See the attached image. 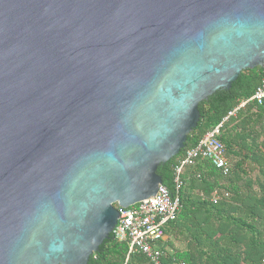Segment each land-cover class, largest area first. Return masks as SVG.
<instances>
[{
    "label": "water",
    "instance_id": "1",
    "mask_svg": "<svg viewBox=\"0 0 264 264\" xmlns=\"http://www.w3.org/2000/svg\"><path fill=\"white\" fill-rule=\"evenodd\" d=\"M257 66L264 0H0V264H88Z\"/></svg>",
    "mask_w": 264,
    "mask_h": 264
},
{
    "label": "trees",
    "instance_id": "2",
    "mask_svg": "<svg viewBox=\"0 0 264 264\" xmlns=\"http://www.w3.org/2000/svg\"><path fill=\"white\" fill-rule=\"evenodd\" d=\"M264 80V66L240 72L228 89H220L198 104L200 120L185 146L157 166L162 185L173 190L174 165L220 124L218 139L225 148L229 173L223 175L204 158L182 172L179 208L158 246V264H264V106L248 101L233 116L229 111L247 100ZM214 190L227 193L211 201ZM127 256V245L112 235L102 242L88 264H154L140 253Z\"/></svg>",
    "mask_w": 264,
    "mask_h": 264
},
{
    "label": "built area",
    "instance_id": "3",
    "mask_svg": "<svg viewBox=\"0 0 264 264\" xmlns=\"http://www.w3.org/2000/svg\"><path fill=\"white\" fill-rule=\"evenodd\" d=\"M248 101L254 102L257 106H264V80L247 100L229 111L222 121L233 116L236 110ZM221 123L207 131L195 146L186 149L182 158L174 165L172 192L160 184L154 196L151 195L128 208H117L118 219L111 235L118 242L127 245L126 259L132 253H140L154 264H158L162 255L158 242L163 240L165 227L175 219L179 208V192L183 186L181 176L184 167L193 165L198 158H204L223 175L229 173L225 148L218 139ZM226 196L227 193L214 190L210 198L216 203Z\"/></svg>",
    "mask_w": 264,
    "mask_h": 264
},
{
    "label": "rangeland",
    "instance_id": "4",
    "mask_svg": "<svg viewBox=\"0 0 264 264\" xmlns=\"http://www.w3.org/2000/svg\"><path fill=\"white\" fill-rule=\"evenodd\" d=\"M166 235L164 234V240L166 239V237H165Z\"/></svg>",
    "mask_w": 264,
    "mask_h": 264
},
{
    "label": "crops",
    "instance_id": "5",
    "mask_svg": "<svg viewBox=\"0 0 264 264\" xmlns=\"http://www.w3.org/2000/svg\"><path fill=\"white\" fill-rule=\"evenodd\" d=\"M166 237V236H165ZM163 240H164V238H163Z\"/></svg>",
    "mask_w": 264,
    "mask_h": 264
}]
</instances>
